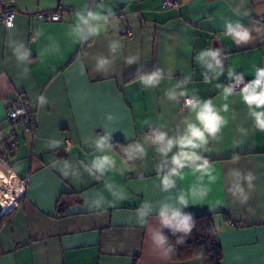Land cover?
Listing matches in <instances>:
<instances>
[{"label": "crops", "instance_id": "crops-1", "mask_svg": "<svg viewBox=\"0 0 264 264\" xmlns=\"http://www.w3.org/2000/svg\"><path fill=\"white\" fill-rule=\"evenodd\" d=\"M163 1L16 0L13 26L0 22V165L28 179L0 223V264H203L169 258L163 238L177 226L165 223L173 210L211 215L221 264H264V131L253 115L264 106L231 88L264 68V0H179L169 9ZM58 8L69 14L35 17ZM88 12L106 18L91 22L103 25L98 33L82 24L77 31V14ZM226 22L240 23L250 39L227 36ZM207 51L216 59H200ZM157 70L158 82L145 85L141 78ZM18 94L36 112L35 138L6 120ZM184 97L197 108L211 100L225 123L201 147L183 149L200 159L178 167L181 149L162 151L154 137L199 126L195 111L181 107ZM103 156L114 166L101 172L94 163Z\"/></svg>", "mask_w": 264, "mask_h": 264}, {"label": "clouds", "instance_id": "clouds-1", "mask_svg": "<svg viewBox=\"0 0 264 264\" xmlns=\"http://www.w3.org/2000/svg\"><path fill=\"white\" fill-rule=\"evenodd\" d=\"M78 24L77 31H80V25H84L87 28V31L91 33H98L103 25H95L91 23L92 21L105 20V17H102L99 12H88L87 17L83 14H77ZM227 32L226 35L233 38L237 43L241 41H248L250 39L249 31L244 29L240 23H236L235 25L231 23H227ZM8 27H12L11 23H9ZM218 55V52L207 51L200 53V59L203 57H208L210 60H215ZM135 57L130 58L128 63H131ZM107 61H101V64L106 63ZM207 63L208 68L212 69L213 65L211 63ZM216 68H221L220 61L216 60ZM219 74V73H217ZM256 79L254 82L250 83L247 87H245L242 91L243 99L248 105H256L257 108L264 106V68H258L256 70ZM145 85L155 84L160 79L159 70L151 73L150 75H146L141 78ZM259 89V91H257ZM232 92L231 88H226L224 90L225 98H227L228 94ZM188 106L191 107L193 111L196 113V120L199 122V126L195 123H188L187 129L185 132L178 136L175 139H166L165 133H158L154 137L155 142H159L164 144L165 147L162 151L170 150L173 145H177L181 151H179L178 155L173 157V164L178 167H183L184 164L182 161H195L200 159L195 152L193 151H184L183 149H196L201 147L202 144L207 143L206 135L215 137L216 133L220 130V127L225 120L222 116L218 114V111L212 104L211 100L204 101L203 104L197 108V104L193 103L191 100L187 101ZM224 110H227V106H224ZM253 115L255 116V126L260 131H264V111H254ZM97 144L102 148L104 147V139H101L97 142ZM136 151L143 152V149L137 145ZM133 154L131 152L128 153V159H132ZM114 166V160L109 156H103L97 158L94 163V167L103 172L106 167L111 168ZM205 172L209 171L210 166L208 165V161L205 160L203 165L199 166ZM172 174H176V169L172 170ZM163 182L166 186L170 185L172 181L169 177L165 176L163 178ZM97 206L98 203H97ZM165 215V213H161ZM177 220V227L180 230L188 232L191 230L192 225L189 223V217L184 216L181 217L179 211L173 210L171 213V217L165 216V223H171V221Z\"/></svg>", "mask_w": 264, "mask_h": 264}, {"label": "trees", "instance_id": "trees-1", "mask_svg": "<svg viewBox=\"0 0 264 264\" xmlns=\"http://www.w3.org/2000/svg\"><path fill=\"white\" fill-rule=\"evenodd\" d=\"M112 145L121 155H126L125 145L122 142H113ZM12 211L3 214L0 223L10 216ZM189 223L192 225L190 231L185 232L175 226L163 238L169 258L174 261H186L199 257L203 264H221L222 249L211 215L201 214L191 217Z\"/></svg>", "mask_w": 264, "mask_h": 264}, {"label": "built area", "instance_id": "built-area-1", "mask_svg": "<svg viewBox=\"0 0 264 264\" xmlns=\"http://www.w3.org/2000/svg\"><path fill=\"white\" fill-rule=\"evenodd\" d=\"M15 1L16 0H0V22L5 27H8L9 23H11L12 26L14 24L16 12L13 8V4ZM96 1H101V0H96ZM179 3H180L179 0H164L162 2V7L165 9L178 8ZM67 14H69L68 9L58 8L57 10L54 11L37 12L35 14V17L49 21H59L62 19L63 16ZM30 39L35 40V37L30 36ZM247 86H248V82L246 80H236L231 84L232 89L240 90V91H243V89ZM188 100H191L193 103H195L194 98L184 97L182 99V104H181V107L183 109H187L190 107L187 104ZM6 120L13 125H17V126L19 125L20 127H22L24 131L28 132L33 138H35L36 127H37V115L35 110L28 103L26 97L23 94H18L11 100L8 108L6 109ZM7 142L9 148L13 149L17 146V140L15 138V135L9 136ZM63 143H64V148L67 149L69 146V140L64 139ZM11 177H14V175L11 174ZM15 181L22 187V191H21L22 193L28 182V179L19 180L16 178ZM228 223L232 224L230 221Z\"/></svg>", "mask_w": 264, "mask_h": 264}, {"label": "bare ground", "instance_id": "bare-ground-1", "mask_svg": "<svg viewBox=\"0 0 264 264\" xmlns=\"http://www.w3.org/2000/svg\"><path fill=\"white\" fill-rule=\"evenodd\" d=\"M0 167H1V165H0ZM1 173H2V171H0V174ZM1 176L2 175H0V177ZM9 183H10V185H9V188L6 189V194L4 195V198L2 200L0 199L2 212H7L8 210H10L14 206L18 196L20 195V193L22 191V187L15 180L12 179ZM1 185L2 184H0V189L5 187V186L1 187ZM3 190H5V188Z\"/></svg>", "mask_w": 264, "mask_h": 264}, {"label": "rangeland", "instance_id": "rangeland-1", "mask_svg": "<svg viewBox=\"0 0 264 264\" xmlns=\"http://www.w3.org/2000/svg\"><path fill=\"white\" fill-rule=\"evenodd\" d=\"M0 171H2V173L0 175H2L0 177V184L1 187L5 186V190H3L4 188L0 189V199L2 200L4 198V195L6 194V189L9 188V185H10V181L13 179L15 180L16 178L14 177H11V173L9 171H7L6 169H4L3 167H0ZM3 178V179H2ZM10 178V179H9ZM12 178V179H11ZM7 181V182H6Z\"/></svg>", "mask_w": 264, "mask_h": 264}, {"label": "water", "instance_id": "water-1", "mask_svg": "<svg viewBox=\"0 0 264 264\" xmlns=\"http://www.w3.org/2000/svg\"><path fill=\"white\" fill-rule=\"evenodd\" d=\"M6 212H2L1 211V204H0V217L3 215V214H5Z\"/></svg>", "mask_w": 264, "mask_h": 264}]
</instances>
